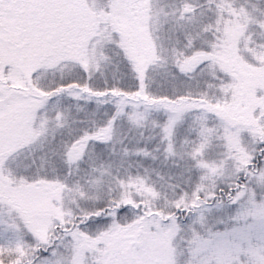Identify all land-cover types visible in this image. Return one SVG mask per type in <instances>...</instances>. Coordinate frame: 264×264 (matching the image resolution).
I'll return each instance as SVG.
<instances>
[{"label":"snow or ice","instance_id":"snow-or-ice-1","mask_svg":"<svg viewBox=\"0 0 264 264\" xmlns=\"http://www.w3.org/2000/svg\"><path fill=\"white\" fill-rule=\"evenodd\" d=\"M0 264H264V0H0Z\"/></svg>","mask_w":264,"mask_h":264}]
</instances>
